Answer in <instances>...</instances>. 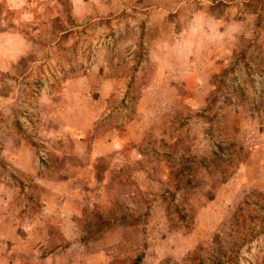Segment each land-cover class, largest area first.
<instances>
[{
  "label": "rangeland",
  "instance_id": "obj_1",
  "mask_svg": "<svg viewBox=\"0 0 264 264\" xmlns=\"http://www.w3.org/2000/svg\"><path fill=\"white\" fill-rule=\"evenodd\" d=\"M39 1L0 16V264H264V0Z\"/></svg>",
  "mask_w": 264,
  "mask_h": 264
},
{
  "label": "crops",
  "instance_id": "obj_2",
  "mask_svg": "<svg viewBox=\"0 0 264 264\" xmlns=\"http://www.w3.org/2000/svg\"><path fill=\"white\" fill-rule=\"evenodd\" d=\"M33 1H39V0H0V7L2 8V9L0 8L1 9L0 16L6 15V8L9 9V10H11V12L13 14H16L17 13V15H18L19 11L21 10V8L24 5L26 6L28 3H33ZM75 4H76V1L73 0V5L76 6ZM10 6L15 7V9L12 10L10 8ZM74 8H76V7H74ZM2 21H3L2 18H0V29L3 26V24H1ZM22 35L23 34L20 32V26L19 27H17V26L16 27H13V28L9 29L8 31H4V32L2 30L0 31V39L1 40H5V41L6 40L16 41V43H18L19 47H21L20 50L23 51V48H25V50H24V52H25L27 50V47L23 43V40H22L23 36ZM133 133L136 136V132L133 131ZM133 133H131V134H133ZM126 137L128 138V134L125 135V138ZM129 137H130V135H129ZM116 139H113V138L109 137V140L107 138L105 140V142L104 141H101V144H97L96 142H94V144L92 145V147H93V149H94V151L96 152L97 155H99V154H100V156L106 155L108 153H111L112 150L113 151H116V150L120 149V147L122 145V140L121 139L116 140ZM35 169H36V167L34 165V170ZM73 214H75V213H73ZM39 221H41V224L45 227V229H47L49 227L48 225H49V222L50 221H48L47 218H44L43 220H39ZM34 225H35V223H34Z\"/></svg>",
  "mask_w": 264,
  "mask_h": 264
},
{
  "label": "trees",
  "instance_id": "obj_3",
  "mask_svg": "<svg viewBox=\"0 0 264 264\" xmlns=\"http://www.w3.org/2000/svg\"><path fill=\"white\" fill-rule=\"evenodd\" d=\"M30 4H32V3H28L27 5H30ZM39 4H40V1H33V7H38ZM195 259H197V257L194 256L193 259L190 258V260L189 259L186 260V264H194ZM199 262L197 264H201Z\"/></svg>",
  "mask_w": 264,
  "mask_h": 264
}]
</instances>
